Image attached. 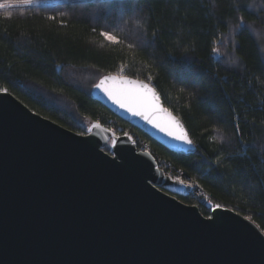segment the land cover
Wrapping results in <instances>:
<instances>
[{"label": "trees", "instance_id": "1", "mask_svg": "<svg viewBox=\"0 0 264 264\" xmlns=\"http://www.w3.org/2000/svg\"><path fill=\"white\" fill-rule=\"evenodd\" d=\"M115 2L126 6L110 17L96 0L0 10V87L35 113L79 134H87L86 120L123 126L145 140L158 159L196 182L214 204L251 217L264 229V19L242 7L261 8L264 0ZM5 12L11 17L5 18ZM239 16L253 25L259 46L248 31H233ZM101 28L120 43L108 42ZM221 36L223 43L215 44ZM141 39L149 43L143 45ZM212 47L224 56L216 57ZM233 57L241 58L238 65L230 63ZM121 66L127 77H156L153 85L189 129L195 153L170 151L91 96L100 77L120 72ZM180 73L190 78L181 83ZM213 74L219 79H211ZM201 94L207 99H199ZM213 135L223 141H212ZM179 199L200 207L192 195ZM200 209L210 216L208 208Z\"/></svg>", "mask_w": 264, "mask_h": 264}, {"label": "water", "instance_id": "2", "mask_svg": "<svg viewBox=\"0 0 264 264\" xmlns=\"http://www.w3.org/2000/svg\"><path fill=\"white\" fill-rule=\"evenodd\" d=\"M91 96L170 151L196 152ZM99 123L81 135L0 93V264H264L255 222L225 207L208 222L152 152Z\"/></svg>", "mask_w": 264, "mask_h": 264}, {"label": "snow or ice", "instance_id": "3", "mask_svg": "<svg viewBox=\"0 0 264 264\" xmlns=\"http://www.w3.org/2000/svg\"><path fill=\"white\" fill-rule=\"evenodd\" d=\"M37 2V0H3L2 3H0V9H9L17 5H31L33 3ZM97 4L102 7L104 12L107 13V15L110 17L113 12H119L122 8H124L126 5L117 3L115 0H96ZM245 11H248L250 14L256 16L257 18L264 19V17L261 16V13H264V7L256 8L252 4H244L242 6ZM12 15L11 12H5V18H10ZM52 19H55V17H52ZM100 17L98 16V21ZM239 23L235 26L233 29L236 34H240L243 31H248L253 35V38L256 40L257 45H260V40L257 38V34L253 28L252 24H249L245 21L243 16L238 17ZM63 24V21H61ZM106 24V20L104 21ZM96 28L93 27L92 31L96 32ZM123 31V29H120ZM100 35L106 38V40L110 43H120L119 38L113 34L111 31H106L101 28ZM153 37H155V33H153ZM140 43L143 45H147L149 41L147 39H141ZM215 44H222L223 43V36L220 37V39L214 41ZM235 46V41H233ZM129 47H134V45H129ZM211 53L214 54L216 57H223L224 54L221 53V50L219 47H212ZM172 54H170L171 56ZM240 57H233L230 60V63L232 65H238L240 62ZM261 63L264 64V59H261ZM124 71V67L121 66L120 72H117L115 74L109 73L107 75H103L100 77L99 82L94 85L95 88L99 89L113 104L118 106L120 109L132 114L133 116L140 117L144 121H146L148 124L152 125L154 128L159 130L160 132L164 133L166 136L180 141L187 145H193L194 141L191 138L189 134V129L185 127L184 123L181 121V119L178 116L173 115V113L167 109L164 108L161 104V98L160 94L157 91L156 87L153 85V81L156 79V77L149 74L145 80L142 79H132L127 76H124L122 73ZM200 76H206L209 75L207 72H201L199 73ZM190 78V74L186 73H180L179 79L180 82L183 83L185 80ZM211 79H219L218 75L213 74ZM249 87L252 91H255V87L249 84ZM180 91H185L184 88H181ZM0 93L4 94H10L9 89L7 87H0ZM192 97H196V93L193 92L190 94ZM227 95V93H225ZM17 99H19L17 97ZM199 99L206 100L207 97L201 94L199 96ZM21 103H23L21 101ZM39 115V113H36ZM235 127L237 129V134H239V123H238V115L236 117V123ZM101 128V125L99 122H96L93 124L90 128L87 129L88 132H92L93 129H99ZM107 131V130H106ZM218 131V130H217ZM86 133H81V135H84ZM212 141H217L218 139L222 142L223 137L213 135L210 137ZM133 144H135V141H132ZM241 143H244L241 141ZM255 146L254 144L252 145ZM112 147H116V141H112ZM109 155L113 157V161L116 157L115 152H110ZM148 155H151L148 153ZM231 158V157H229ZM217 165L221 163L220 158H217L216 161ZM177 183L184 184L185 187H195V185L188 184L183 179L176 177L174 178ZM207 200V197L204 198ZM209 205L212 207L213 211L217 209L224 208V205L222 204H215L212 205L211 201L208 200ZM228 211H232L233 209H227ZM208 222L213 221V216H208L207 218ZM249 222H251V217L247 218ZM260 232V238H264V229H258Z\"/></svg>", "mask_w": 264, "mask_h": 264}, {"label": "built area", "instance_id": "4", "mask_svg": "<svg viewBox=\"0 0 264 264\" xmlns=\"http://www.w3.org/2000/svg\"><path fill=\"white\" fill-rule=\"evenodd\" d=\"M116 136H128L130 141H135V145L137 148L138 152H145L149 151L152 152L150 149L149 144L143 140L140 136L135 134L132 131L127 130L123 126H117V133H115ZM153 153V152H152ZM155 156V155H154ZM156 161H157V168H160L164 171L165 174L169 175L174 181H176L174 178L179 177L186 181L188 184L195 185V187H186V194L187 195H192L196 200H198L199 204L202 206H206L211 211L213 210L212 207L209 205L208 200L211 201L212 205H215L210 196L192 179H190L187 175H185L183 172L180 171H175L169 162L166 160L158 159L156 156ZM207 197V200L204 198Z\"/></svg>", "mask_w": 264, "mask_h": 264}, {"label": "rangeland", "instance_id": "5", "mask_svg": "<svg viewBox=\"0 0 264 264\" xmlns=\"http://www.w3.org/2000/svg\"><path fill=\"white\" fill-rule=\"evenodd\" d=\"M69 0H37V2L31 4V5H28V6H34V5H40V4H45V3H57V2H67ZM3 1H0V3H2ZM25 7V5H17V6H14V7ZM2 10V9H0ZM93 121L92 120H86L84 123H83V128L87 131L88 128H90V126L92 125ZM105 126L109 127L114 133H117V126H113V123H110V124H104ZM200 205V204H199ZM200 207H206V206H202L200 205ZM208 208V207H206ZM209 209V208H208Z\"/></svg>", "mask_w": 264, "mask_h": 264}]
</instances>
